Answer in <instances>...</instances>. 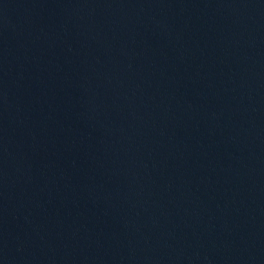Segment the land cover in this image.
<instances>
[{
	"label": "water",
	"instance_id": "obj_1",
	"mask_svg": "<svg viewBox=\"0 0 264 264\" xmlns=\"http://www.w3.org/2000/svg\"><path fill=\"white\" fill-rule=\"evenodd\" d=\"M0 264H264V0H0Z\"/></svg>",
	"mask_w": 264,
	"mask_h": 264
}]
</instances>
